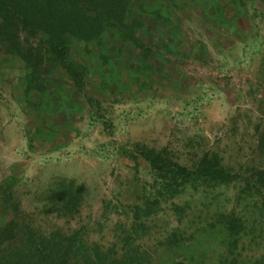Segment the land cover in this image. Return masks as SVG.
I'll return each mask as SVG.
<instances>
[{"label":"rangeland","instance_id":"rangeland-1","mask_svg":"<svg viewBox=\"0 0 264 264\" xmlns=\"http://www.w3.org/2000/svg\"><path fill=\"white\" fill-rule=\"evenodd\" d=\"M159 2L133 5L148 64L131 45L122 56L109 42L89 54L74 46L73 61L89 70L82 89L55 70L45 95L25 96L23 65L0 52V185L13 182L20 216L42 231L80 229L88 244L120 252L117 236L129 229V208L152 178L117 146L166 147L182 164L216 152L236 170L264 168L263 9L249 0ZM99 54L109 57L108 66ZM58 180L84 186L73 218L42 210L45 189ZM244 187L189 188L162 202L144 220L149 233L136 246L151 264H222L225 257L249 264L264 251V189L246 195ZM222 214L239 216L245 226L230 254L217 231ZM11 218L0 209V222ZM173 232L177 244L168 242Z\"/></svg>","mask_w":264,"mask_h":264},{"label":"trees","instance_id":"trees-1","mask_svg":"<svg viewBox=\"0 0 264 264\" xmlns=\"http://www.w3.org/2000/svg\"><path fill=\"white\" fill-rule=\"evenodd\" d=\"M135 0H0V52L18 59L23 65L24 94L48 92V81L55 70L63 72L78 89L84 87L89 70L72 59L76 44H83L85 53L100 50L109 42L123 55L132 46L143 52L142 62L147 63L150 51L136 37L142 26L137 21ZM160 4V0H156ZM264 12V0H249ZM138 10L147 13L141 4ZM116 47V48H115ZM100 65L106 66L109 57L99 54ZM148 64V63H147ZM109 65V64H108ZM107 65V66H108ZM260 149L264 151V132L260 134ZM122 156L139 166L146 165L152 178L149 188L144 187L140 203L130 207L133 218L129 229H121L117 236L122 247L101 251L97 245L87 243L80 229L69 233L61 230L44 232L33 220L20 216L19 200L12 190L13 182L0 185V209L10 211L12 218L0 222V264H151L147 252H141L136 241L149 233L145 219L160 210L168 199L183 195L187 189H217L233 183H244L246 195H261L264 189V168L240 166L236 170L224 164L216 152H203L187 164L177 161L166 148L153 149L135 144L131 150L118 147ZM83 185L73 180H58L49 184L44 192L42 210L58 218H73L84 201ZM174 210L180 214L181 208ZM218 233L228 254L237 247L238 237L245 226L234 214L220 215ZM177 244V234L168 238ZM170 248V247H168ZM222 264H238L237 259ZM249 264H264V251Z\"/></svg>","mask_w":264,"mask_h":264}]
</instances>
